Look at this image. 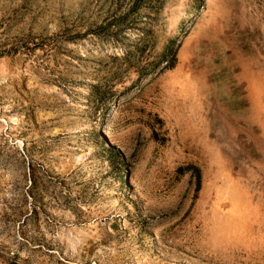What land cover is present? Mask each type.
Wrapping results in <instances>:
<instances>
[{
  "label": "rangeland",
  "instance_id": "374dc122",
  "mask_svg": "<svg viewBox=\"0 0 264 264\" xmlns=\"http://www.w3.org/2000/svg\"><path fill=\"white\" fill-rule=\"evenodd\" d=\"M131 2L0 0V264H264V0Z\"/></svg>",
  "mask_w": 264,
  "mask_h": 264
},
{
  "label": "trees",
  "instance_id": "16d2710c",
  "mask_svg": "<svg viewBox=\"0 0 264 264\" xmlns=\"http://www.w3.org/2000/svg\"><path fill=\"white\" fill-rule=\"evenodd\" d=\"M144 1H147L148 5H149V7H147V8L150 11V13H152V14H155L158 11V9L160 8V6H161V0H132L130 8L127 11L117 15L113 19L114 22H117V25H116L115 29L120 30V29L123 28V26H124L123 22L128 17V15H130V14L138 15L136 13L141 8L144 7V3H142ZM170 67L171 66H169V68Z\"/></svg>",
  "mask_w": 264,
  "mask_h": 264
}]
</instances>
